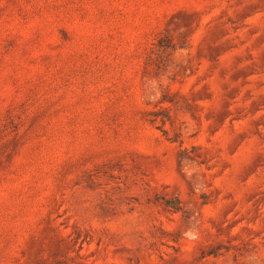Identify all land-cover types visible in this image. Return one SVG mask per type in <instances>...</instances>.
Segmentation results:
<instances>
[{
    "label": "rangeland",
    "instance_id": "obj_1",
    "mask_svg": "<svg viewBox=\"0 0 264 264\" xmlns=\"http://www.w3.org/2000/svg\"><path fill=\"white\" fill-rule=\"evenodd\" d=\"M172 259L264 264V0H0V264Z\"/></svg>",
    "mask_w": 264,
    "mask_h": 264
},
{
    "label": "trees",
    "instance_id": "obj_2",
    "mask_svg": "<svg viewBox=\"0 0 264 264\" xmlns=\"http://www.w3.org/2000/svg\"><path fill=\"white\" fill-rule=\"evenodd\" d=\"M168 39V42L165 44V45H163L164 46V50H162L161 52H160V54H162V53H168V51L169 50H175L176 48H182V45H179V44H176V43H174L173 41H172V39H170V38H167ZM163 40V38H158V43L160 42V41H162ZM160 46H161V44H159ZM165 204H167V201H165L164 202ZM175 210H178L179 209V206L177 205V206H172ZM71 264H74V263H71ZM77 264H85V263H77ZM91 264H95V263H91ZM109 264H116V263H109ZM126 264H142V263H140L139 261H129V262H127ZM145 264H177L176 262H175V260L174 259H172L170 262H164V261H158V262H150V263H145Z\"/></svg>",
    "mask_w": 264,
    "mask_h": 264
}]
</instances>
